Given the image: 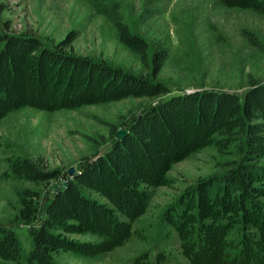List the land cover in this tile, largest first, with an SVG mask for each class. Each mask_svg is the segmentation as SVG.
Returning <instances> with one entry per match:
<instances>
[{
    "label": "trees",
    "instance_id": "trees-1",
    "mask_svg": "<svg viewBox=\"0 0 264 264\" xmlns=\"http://www.w3.org/2000/svg\"><path fill=\"white\" fill-rule=\"evenodd\" d=\"M89 1L146 75L67 54L61 45L48 47L29 33L0 31V121L23 108L77 111L170 93L156 80L168 58L165 43L156 42L150 52L130 30L119 4ZM218 1L264 15V0ZM125 129L121 139L113 132L110 149L85 160L72 177L27 158L8 160L9 178L38 188L57 182L60 188L45 201L41 192L16 190L15 223L28 228L29 249L25 252L17 234L0 224V264H57L60 253L96 258L124 246L133 234L138 237L132 227L146 214L153 192L172 187L173 166L206 148L220 155L233 150L235 159L222 175L199 179L184 190L167 207L163 225L177 235L187 264H264V83L251 81L242 95L181 93L131 117ZM167 260L163 253L153 259L143 253L131 264Z\"/></svg>",
    "mask_w": 264,
    "mask_h": 264
},
{
    "label": "rangeland",
    "instance_id": "rangeland-1",
    "mask_svg": "<svg viewBox=\"0 0 264 264\" xmlns=\"http://www.w3.org/2000/svg\"><path fill=\"white\" fill-rule=\"evenodd\" d=\"M106 1L119 4L130 30L147 42L150 52L156 42L165 43L168 58L156 80L165 84L170 93L155 99L129 98L86 106L77 111L50 113L23 108L0 121V224L17 234L25 252L30 239L28 228L15 223L19 207L16 190L26 187L41 192L45 201L57 192L51 188L60 185L51 182L38 188L9 178V159L27 158L44 170L67 173L74 169L78 173L85 160L96 159L110 149L113 132L116 137L119 131L126 132L131 117L160 101L195 91L242 95L251 81L264 83V15L229 9L218 0ZM0 31L29 33L48 47L61 45L67 54L146 75L138 59L119 43L111 24L89 0H0ZM245 32L254 37L258 46L248 42ZM234 159L233 150L220 155L216 149L206 148L175 164L168 173L172 187L156 189L146 214L133 224L138 237L133 234L124 246L96 258L60 253L55 256L57 264H131L143 253L151 259L163 253L167 264H187L177 235L163 225V215L184 190L199 179L222 175L226 163ZM39 205L41 213L43 203Z\"/></svg>",
    "mask_w": 264,
    "mask_h": 264
},
{
    "label": "water",
    "instance_id": "water-1",
    "mask_svg": "<svg viewBox=\"0 0 264 264\" xmlns=\"http://www.w3.org/2000/svg\"><path fill=\"white\" fill-rule=\"evenodd\" d=\"M190 93H193V92H186V94H190ZM125 134H126V132H124V131L121 130V131H119V132L117 133V137L122 138ZM67 174H68L69 176H73V175H75L76 173H75L74 169H70V170H68ZM63 185L65 186V183H63ZM51 190H52V191H59V188L56 187V186H53V187L51 188ZM48 192H49V191H48Z\"/></svg>",
    "mask_w": 264,
    "mask_h": 264
}]
</instances>
